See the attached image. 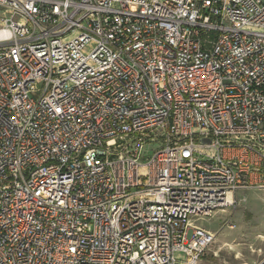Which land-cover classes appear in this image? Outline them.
I'll return each mask as SVG.
<instances>
[{
    "label": "built area",
    "instance_id": "2783aa9c",
    "mask_svg": "<svg viewBox=\"0 0 264 264\" xmlns=\"http://www.w3.org/2000/svg\"><path fill=\"white\" fill-rule=\"evenodd\" d=\"M244 188L264 0H0V264H198Z\"/></svg>",
    "mask_w": 264,
    "mask_h": 264
},
{
    "label": "rangeland",
    "instance_id": "374dc122",
    "mask_svg": "<svg viewBox=\"0 0 264 264\" xmlns=\"http://www.w3.org/2000/svg\"><path fill=\"white\" fill-rule=\"evenodd\" d=\"M196 223L214 234L198 264H264V188L237 190L232 205Z\"/></svg>",
    "mask_w": 264,
    "mask_h": 264
},
{
    "label": "bare ground",
    "instance_id": "6f19581e",
    "mask_svg": "<svg viewBox=\"0 0 264 264\" xmlns=\"http://www.w3.org/2000/svg\"><path fill=\"white\" fill-rule=\"evenodd\" d=\"M224 211V210H223Z\"/></svg>",
    "mask_w": 264,
    "mask_h": 264
},
{
    "label": "crops",
    "instance_id": "0c3cea01",
    "mask_svg": "<svg viewBox=\"0 0 264 264\" xmlns=\"http://www.w3.org/2000/svg\"><path fill=\"white\" fill-rule=\"evenodd\" d=\"M236 193V192H235Z\"/></svg>",
    "mask_w": 264,
    "mask_h": 264
}]
</instances>
